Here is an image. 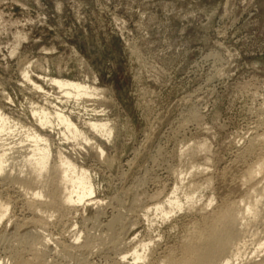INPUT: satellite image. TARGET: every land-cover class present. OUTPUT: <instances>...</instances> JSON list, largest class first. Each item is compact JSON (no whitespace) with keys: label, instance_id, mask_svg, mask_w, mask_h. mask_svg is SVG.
<instances>
[{"label":"rangeland","instance_id":"rangeland-1","mask_svg":"<svg viewBox=\"0 0 264 264\" xmlns=\"http://www.w3.org/2000/svg\"><path fill=\"white\" fill-rule=\"evenodd\" d=\"M24 68L49 95L32 88L23 78ZM45 77L86 82L98 88V97L79 104L56 99L61 94L46 84ZM46 97L52 106L80 115L82 124L91 118L115 123V134L108 140L96 137L107 153L104 159L72 155L91 172L92 197L101 199L104 212L97 211V219L95 206L86 198L75 210L64 211L66 218L54 215L45 230L52 239L47 264H82L64 259L60 249L77 234L82 237L79 243L86 233L97 234L99 227L93 231L91 226L112 220L121 208L126 217L129 211L136 217L135 225L123 232L128 246L124 251L136 246L137 240L140 244L150 239L152 259L157 261L169 246L179 243L198 214L180 211L168 221L154 222L152 228L142 207L130 205L137 193L144 206L165 199L176 183L179 151L193 142L207 141L210 154L216 152L209 173L218 202L233 186L220 174L241 171L255 161V155L248 161L241 153L256 133L264 134V0H0V108L29 125V102L44 105ZM52 143L53 155L70 147L56 138ZM1 179L0 197L9 196L5 201L11 203L7 216L11 223L6 217L0 221V260L11 264L14 222L32 215L23 192ZM130 253L126 264L133 261ZM90 255L92 264H117L114 260L119 257L108 250Z\"/></svg>","mask_w":264,"mask_h":264},{"label":"bare ground","instance_id":"bare-ground-1","mask_svg":"<svg viewBox=\"0 0 264 264\" xmlns=\"http://www.w3.org/2000/svg\"><path fill=\"white\" fill-rule=\"evenodd\" d=\"M28 62L25 63L27 64ZM21 72L23 73V78L31 84L34 90L49 95L48 91H45L39 83L32 79L27 68H24ZM43 80L46 84L56 90L58 89L61 97H57L56 99L63 97V99H71L74 103L79 104L83 101L86 103V100H93L98 94L97 87L83 81L63 77H45ZM47 97L45 102H43L44 105L33 103L34 101L32 103L29 102L32 105H29L31 107L29 112L31 124L29 125L7 115L0 108V176L4 181L11 182L12 186L14 184L17 190L20 189L23 192L26 208L32 215L28 219L25 218L22 221L14 222V240L9 248V250L11 249V253L8 251V259H10L11 264L48 263L45 259V254L48 253H46V250L49 247V241L51 242L52 239H49L51 237L47 238L45 234L48 231L46 227L49 222L52 224L51 221L53 219L51 221L50 219L54 215L59 214L61 215L59 216L60 218L64 217L62 216L64 211L66 212L69 209L75 210V207L86 198H88V201H85L87 204L90 203L95 206L97 219L99 216L97 217L98 213L96 212H101V214L104 212V210L103 212L100 211L103 205V203L101 205V199L92 197L95 194V190L91 179V172L83 165H79L73 156L82 158L85 155L91 154L99 157L100 160L102 157L104 159V155L107 153L104 152L102 144L97 142V138L108 140L115 134L113 126L115 123L112 124L108 119L91 118L82 124L79 121L80 115L77 117L72 113H66V110L64 111L65 108L63 109L57 105L52 106ZM62 101L59 100V104L64 103ZM50 107L52 108L50 109ZM193 118L197 119L196 116ZM47 132L54 134L55 137L51 139L53 135H48ZM91 134L93 136H90ZM55 138L59 142L67 143L70 146L69 148L67 147L68 152L57 149V153L53 155L52 140ZM263 143L264 134L256 133L246 148L242 150L243 152H240L243 157L247 158L250 155H255V161L249 165H246V162V166L241 171H234L229 167L232 170L228 169L220 174V178L226 182L230 181L233 183V186H231L232 188L226 194H223L225 192H221L223 196L219 202L216 201V194L214 195L212 192L215 189L213 187L214 179H212V174L209 173L211 172L210 168H213L211 165L213 162L212 156L216 152H213L214 155L210 154V151L213 150H210L207 141H197L187 146L185 145L179 151L178 157H180V163L174 172L176 173V183L174 184V188L172 187L173 189L169 190L168 196L166 195L167 197L163 198V200H157L144 206L142 205L144 200L141 201L137 193V197H133L132 204H129L133 208L142 207L145 213L142 216L145 215L150 227L153 226L154 222L162 223L170 220L174 214L180 211L187 215L195 212L198 214V219L188 220L191 223L185 229V233L179 243H176L177 245L173 243L175 245L173 247L167 244L170 248H167L163 252V256L157 261H153L155 258L152 259L154 249L152 240L147 239L145 243L140 241V244H138L137 240L138 245L135 244L136 246H133L130 250L133 261L131 260L132 262L130 261L131 263L127 264H264V150H261ZM106 158L108 157L106 156ZM110 160L113 159L110 158ZM234 164H237V160ZM207 191L210 194H204ZM155 196L152 199L158 198ZM7 199H9V196L5 198V200ZM5 200L4 197L3 199L0 197V221L5 217L7 218L9 207L11 206V203L9 206V202ZM129 207L128 209L125 207V210L129 211ZM121 210L123 212L122 208ZM121 212L120 214L117 213L118 215L116 214V216L112 214L113 219L106 221L104 224L100 225V222L99 224L97 222L95 225L93 224L91 226V228L95 226L93 231L96 229V226L97 228L99 227L100 231L97 229L99 232L97 233V230H95L97 234H92V231L87 229L90 232H85L86 237L83 236L85 240L83 239L81 243H79V240H82L80 239L82 238L81 234L78 235L76 232L77 236L73 237V242L67 246L62 244L63 247L61 246L62 248L60 249L62 257L64 256V259L65 257L68 259L72 258V260L75 258L77 262L89 264L90 261H88L87 257L91 256V252L108 250L118 254L119 257L114 260L117 264H126L124 261L130 251H124L126 250L124 247L127 245L123 238V232H126V229L130 226L135 225L134 221L136 217L134 218L129 215L130 211L127 215L128 217ZM9 217L11 218L10 215ZM10 218L8 222L11 223ZM82 219L84 220V218ZM87 219L91 220L90 217L85 218V220ZM149 226L147 227L149 228ZM47 235H50V233ZM133 238L136 239L135 237ZM55 240L53 238V242ZM163 250H165L164 247L162 248ZM58 254L59 251H57ZM1 260L0 264H3L5 260H2L3 262ZM5 263L7 262L5 261Z\"/></svg>","mask_w":264,"mask_h":264}]
</instances>
